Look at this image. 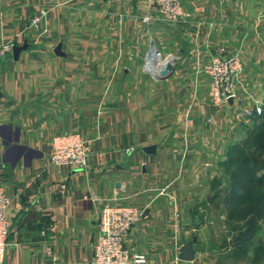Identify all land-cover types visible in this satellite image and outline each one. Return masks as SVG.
Returning a JSON list of instances; mask_svg holds the SVG:
<instances>
[{
  "label": "crops",
  "instance_id": "0c3cea01",
  "mask_svg": "<svg viewBox=\"0 0 264 264\" xmlns=\"http://www.w3.org/2000/svg\"><path fill=\"white\" fill-rule=\"evenodd\" d=\"M182 8L192 18L168 23L143 0H0V50H19L0 56L3 264H91L104 204L142 212L124 244L144 264H264V167L250 161L264 114L245 113L264 108V0ZM221 47L243 72L216 107L203 66ZM64 133L88 144L85 168L51 164Z\"/></svg>",
  "mask_w": 264,
  "mask_h": 264
},
{
  "label": "built area",
  "instance_id": "2783aa9c",
  "mask_svg": "<svg viewBox=\"0 0 264 264\" xmlns=\"http://www.w3.org/2000/svg\"><path fill=\"white\" fill-rule=\"evenodd\" d=\"M150 4L151 9L164 22L184 23L192 18L191 12H184L182 0H143ZM229 1V0H221ZM46 11L41 10L30 20V26L35 27ZM150 16H144L145 22ZM14 45L6 43L1 47L0 56L10 53ZM153 62L146 60L145 66L150 70L155 60H161V53L153 51ZM154 69V67H153ZM152 71V70H150ZM243 72L241 57L238 53H229L221 47L218 54L203 66V73L208 79L210 101L213 106L220 107L234 98L236 85ZM247 115H261L264 108L255 106ZM89 147L77 134L64 133L53 138L50 146L49 160L59 167L85 168L88 160ZM64 190L65 186L61 185ZM9 200L0 191V264L9 245L10 222L7 214ZM142 212L127 206L104 204L98 211V232L93 249L91 264H144L146 256L130 252L124 240L131 228L142 219Z\"/></svg>",
  "mask_w": 264,
  "mask_h": 264
},
{
  "label": "water",
  "instance_id": "95a60500",
  "mask_svg": "<svg viewBox=\"0 0 264 264\" xmlns=\"http://www.w3.org/2000/svg\"><path fill=\"white\" fill-rule=\"evenodd\" d=\"M18 51L19 50L17 48L12 49V52L14 55H16ZM172 69H173V61L172 60L167 61L163 65V67L159 69L158 74H157L158 78L160 79L167 78L172 72ZM193 258H194V251H193L192 245L191 243H187L182 247L180 254H179V259L184 260V261H191L193 260Z\"/></svg>",
  "mask_w": 264,
  "mask_h": 264
},
{
  "label": "trees",
  "instance_id": "16d2710c",
  "mask_svg": "<svg viewBox=\"0 0 264 264\" xmlns=\"http://www.w3.org/2000/svg\"><path fill=\"white\" fill-rule=\"evenodd\" d=\"M264 114V113H262ZM264 132V127L260 128L257 130L256 132V137L258 136L257 140H256V150H264V138H262V135L261 133ZM249 157H243V162L245 161L246 164L249 163ZM253 162V165L256 166V167H264V165H261L259 162H258V158H256V156L252 157L251 160ZM259 163V164H258ZM244 170V169H243ZM243 175H246L245 172H242ZM246 197H245V200H249L250 202L254 203V194H252L250 192V190L247 191V193L245 194ZM253 207V206H252ZM244 206H243V211L244 212Z\"/></svg>",
  "mask_w": 264,
  "mask_h": 264
},
{
  "label": "rangeland",
  "instance_id": "374dc122",
  "mask_svg": "<svg viewBox=\"0 0 264 264\" xmlns=\"http://www.w3.org/2000/svg\"><path fill=\"white\" fill-rule=\"evenodd\" d=\"M167 47L166 48H168V50H172V47L171 46H169V45H166ZM262 115V114H261ZM261 135H262V138H264V132H262L261 133ZM259 154V153H258ZM262 156L261 157H259L258 158V162L261 164V165H264V150H262ZM258 163V164H259ZM253 208V207H252ZM253 210H254V208H253Z\"/></svg>",
  "mask_w": 264,
  "mask_h": 264
},
{
  "label": "bare ground",
  "instance_id": "6f19581e",
  "mask_svg": "<svg viewBox=\"0 0 264 264\" xmlns=\"http://www.w3.org/2000/svg\"><path fill=\"white\" fill-rule=\"evenodd\" d=\"M149 69H150V70H153V65H151Z\"/></svg>",
  "mask_w": 264,
  "mask_h": 264
}]
</instances>
